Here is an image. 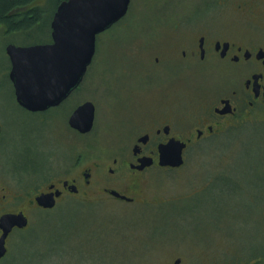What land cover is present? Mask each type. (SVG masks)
Instances as JSON below:
<instances>
[{
    "label": "rangeland",
    "instance_id": "obj_1",
    "mask_svg": "<svg viewBox=\"0 0 264 264\" xmlns=\"http://www.w3.org/2000/svg\"><path fill=\"white\" fill-rule=\"evenodd\" d=\"M160 1L130 0L127 15L96 38L95 55L80 88L44 114L28 113L17 104L8 78L6 47L50 42L51 19L58 5L35 0L31 4L42 6L36 23L18 32L6 25L0 28V212L21 208L29 219L26 230H13L8 237V253L0 264H118V254L125 250L130 256L140 246L151 250L145 254L147 260L183 251L195 257L208 254L235 263L264 264V106L190 145L181 168L144 173L137 201L143 198L148 203L130 205L107 198L105 204L83 205L76 197L87 195L80 191L64 195L51 210L32 205L29 210L23 197L30 187L73 178L78 167L71 164L77 153L82 162L101 166L89 196H103L98 182L101 169L112 167L115 156L123 159L126 153L120 150L131 142L124 139L127 125L121 123L128 114L138 117L150 107L125 106L127 91L151 92L154 82L175 77L140 76V56H134L137 44L146 48L144 43L157 31L162 36L170 32L156 29L169 20L156 6ZM193 1L185 14L191 19L202 16L204 5L210 4V0ZM219 76L185 77L186 89L181 81L175 84L169 107L176 126L182 123L188 131L202 108L227 93L220 81L227 78ZM152 97L159 99L157 94ZM85 101L95 107L93 130L87 136L73 133L66 124L73 108ZM43 148L52 154L47 172L34 169L28 159H42L37 151ZM7 191L11 198H2Z\"/></svg>",
    "mask_w": 264,
    "mask_h": 264
},
{
    "label": "flooded vegetation",
    "instance_id": "obj_2",
    "mask_svg": "<svg viewBox=\"0 0 264 264\" xmlns=\"http://www.w3.org/2000/svg\"><path fill=\"white\" fill-rule=\"evenodd\" d=\"M62 1L64 0L60 2ZM166 2H168L167 5H165ZM164 5L169 9H165ZM194 5L193 0H161L156 6L163 8L164 16L168 17L169 20L160 22L162 24L156 29L163 27L170 32H165L166 35L163 34L162 36L161 31H157L156 36L151 41L144 43L148 47L145 48L137 44V49H133L136 51L134 56H140L142 64V69L139 70L140 76L149 78L156 74L159 79L161 77L165 79L164 77L175 74V77L170 80L167 79L168 81L165 79L162 83L161 81L154 82L156 87H153L151 92L127 91L125 106L135 105V108L138 109L137 104L140 103L142 106L145 104L150 107H146L143 114L138 117L132 113L128 114L121 123L127 125L126 127L123 126L125 128L122 134L124 139L127 138L131 142L124 146L125 149L120 150L123 154L126 153L122 157L123 159L115 156L112 159V167L101 169L98 182L102 184L99 192L103 196L96 198L89 196L91 194L89 187L101 166L97 162L92 164L82 162V155L77 153L71 164V168L78 167L73 178H57L55 181H46L42 186L28 188L23 197L29 201V210L32 206L51 210L64 195H76L80 191L87 195L76 197L83 205L97 202L105 204L104 201L107 198L130 205L148 203L144 202L143 198L141 201H137L142 193L141 178H144V173L154 171L156 168L165 170L181 168L185 162V151L190 145L218 134L225 126L234 125L235 121L238 122L241 117H247L254 110L264 106V0H210L209 5H204L206 8V11H203L204 16L198 15L191 19L189 15H185L188 12L186 8ZM129 6L130 0L127 12ZM32 7L41 6L31 4L26 6V9ZM127 12L123 17L127 15ZM1 27L2 25H0ZM10 69L9 62V80ZM233 74H237L235 78H227ZM219 75H224L227 78H220V81L225 84L224 87H227L225 91L227 93L218 95L211 106L202 108L203 112L195 117V124L190 126L188 131L182 123L176 126L171 121L173 109L169 107V103L175 96V84L179 81L182 84L185 77H189V79L192 76L217 78L220 77ZM84 78L85 75L78 87L68 97L80 88ZM11 85L13 88L12 82ZM185 86L186 84L183 82V87ZM191 88L196 87L192 85ZM156 94L159 95L157 102L153 101L154 98L152 97ZM62 102L46 110L34 112L17 104L28 113L44 114L60 106ZM152 104L155 105L152 106ZM151 107L152 109L149 110ZM73 110L66 119L67 128L73 133L87 136L92 132L93 125L85 133H81L69 125L68 120ZM171 140L184 144L181 153L183 162L177 167L159 165L160 149ZM37 152L43 154L42 159L36 161L34 156H29L28 159L34 169L47 172V169L52 166L49 162L52 154L44 148ZM7 192L9 193V191ZM56 192L58 196H54L55 202L52 207H42L37 204L36 197L39 195ZM112 192L118 194V197ZM8 193L1 197L11 198V193ZM20 212L26 217L27 224L23 228L13 227L7 234L5 239L6 252L0 260L8 253L7 240L13 230H26L29 226L27 213L21 208L9 207L0 212V217L7 213L17 214ZM1 234L2 230L0 229V236ZM148 248L146 246L134 247L131 251L135 254L130 256H127V251L123 250L117 256L119 258L118 264H248L235 263L208 254L195 257L192 253L183 251L163 254L157 258H152V260H147L145 254L151 251ZM135 257H138V260Z\"/></svg>",
    "mask_w": 264,
    "mask_h": 264
},
{
    "label": "water",
    "instance_id": "obj_3",
    "mask_svg": "<svg viewBox=\"0 0 264 264\" xmlns=\"http://www.w3.org/2000/svg\"><path fill=\"white\" fill-rule=\"evenodd\" d=\"M129 0H64L51 19V41L19 47L7 45L9 77L17 103L29 111L57 106L81 83L95 54L96 37L118 22L127 12ZM94 120V106L87 101L76 107L68 123L81 133L88 132ZM184 144L171 140L160 149L159 165L182 164ZM58 193L41 194L36 202L52 207ZM118 197V194L112 192ZM23 213L0 217V258L5 254V239L13 227L23 228Z\"/></svg>",
    "mask_w": 264,
    "mask_h": 264
},
{
    "label": "trees",
    "instance_id": "obj_4",
    "mask_svg": "<svg viewBox=\"0 0 264 264\" xmlns=\"http://www.w3.org/2000/svg\"><path fill=\"white\" fill-rule=\"evenodd\" d=\"M35 0H0V25H6L9 30L18 32L36 23L42 11L41 7L27 8L24 11L15 10L26 7ZM58 5L61 0H53ZM118 25V24H116Z\"/></svg>",
    "mask_w": 264,
    "mask_h": 264
}]
</instances>
